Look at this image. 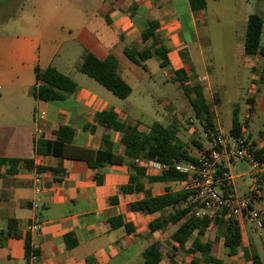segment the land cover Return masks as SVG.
Returning a JSON list of instances; mask_svg holds the SVG:
<instances>
[{
  "label": "crops",
  "instance_id": "0c3cea01",
  "mask_svg": "<svg viewBox=\"0 0 264 264\" xmlns=\"http://www.w3.org/2000/svg\"><path fill=\"white\" fill-rule=\"evenodd\" d=\"M14 1L0 0V13L10 9ZM91 4L96 19L85 20L74 33L68 29L69 35L59 41V45H66L60 54L53 50L48 27L42 28L36 21L27 20L21 32L0 33V157L21 159L15 173H5L4 167L0 176V232L8 229L10 220L16 221L14 230H9L12 235L0 244V264H30L31 254L36 256L37 264H147L142 253L155 243L159 256L153 264H170L171 258L176 264H212L204 260L200 250H192L196 231L182 245L171 238L183 221L169 220L176 208L168 206L147 213L130 206L166 191L186 189L185 182L149 181L148 177L158 176L162 171L152 168L154 160L138 157L132 161L125 153L122 133L95 121L96 113L113 109L120 120L136 124L139 131L148 133L153 122L164 126L175 124L172 120L163 122L168 119L166 114H174L176 109L162 100L163 120L140 124L118 107L130 94L119 98L78 70L82 53L87 49L100 59L114 55L117 73L122 78V71L132 67L126 61L120 65L121 61L108 45L118 39L122 52L124 47L142 49L146 42L141 33L150 20H156L159 23L156 33L167 49L169 63L161 66L159 56L151 57L157 58L159 67L166 68L164 81L171 76L174 80L175 70L183 68L189 83L188 70L179 57L185 49L188 57L187 43H196L205 71L198 35V23L203 20L205 9L192 12L188 0H91ZM63 25L57 23L60 28ZM187 59L192 63L190 70L197 73L195 83L201 84L205 92L206 75ZM49 66L75 83L74 90L65 93L60 101H43L33 94L39 85L35 67ZM258 101L255 98L251 103L248 101L250 113L245 116L252 123L261 117L256 109ZM206 102L215 121V111L207 99ZM235 105L238 107V102ZM61 126L74 131L64 155L39 153L38 141L53 140L54 132ZM246 130L247 126H242L243 133ZM252 142L264 156V140L251 139ZM75 147L88 151L81 152ZM98 150L118 155L121 161L90 166L88 160L93 161ZM132 162L143 170L139 176L142 189L123 192L121 187L135 175ZM229 164L223 162L220 170L228 172ZM36 177L40 179L38 191ZM156 220L160 226L150 230V223ZM247 223V219L238 223L241 241L234 254L227 253L225 225L221 222L210 223L200 241L210 243V254L221 264H254V256L258 264H264V233L259 231L264 226L256 229Z\"/></svg>",
  "mask_w": 264,
  "mask_h": 264
},
{
  "label": "rangeland",
  "instance_id": "374dc122",
  "mask_svg": "<svg viewBox=\"0 0 264 264\" xmlns=\"http://www.w3.org/2000/svg\"><path fill=\"white\" fill-rule=\"evenodd\" d=\"M4 1L7 0H2ZM206 2L203 20L198 23L200 45L205 57V71L202 68L198 45L187 43V47L190 60L206 75L204 93L215 111V129L229 131L235 102L239 105L240 120L250 119L249 116H245L250 113L248 108L251 104L248 99L255 98L259 100L256 109L261 117L253 123L252 119L247 122V130L242 137L250 143L251 139L264 140V136L261 137V133L264 134V80L259 78L261 73L264 75V60L258 55L247 56L243 53L247 16L257 13L264 21V0H206ZM91 7V0H16L10 9L0 13V33H18L26 28L27 20L36 21L40 27L46 29L48 27L53 50L60 54L66 45L64 43L59 45V41L69 35L68 29L74 33L85 20L90 17L92 21L96 19ZM59 22L64 24L61 28L57 26ZM188 40L190 39L187 37ZM261 41L264 43V27ZM43 44L44 42L42 46ZM108 46L110 51L118 56L120 65H124L122 61H126L132 67V70L126 68L121 73L132 92L125 102L119 103L118 107L140 124L147 125L155 120H163L160 113H164L165 108L161 101L167 100L176 112L166 114L168 119L163 123L171 120L175 122L178 137L189 146L191 153L196 151V147L191 144L192 139L199 140L205 145L203 124L194 117L188 98L178 86V82L173 80L172 76L164 81L166 68L159 67L157 58L153 56L148 59L146 61L148 69L145 70L124 55L118 39L112 40ZM188 57L185 49L179 59L188 70L189 84H193L198 81V76L190 70L192 63L188 61ZM249 168L245 161H235L228 166V173L233 176L232 182L237 194L243 192L250 183V176L246 175L242 179L237 175L248 172ZM259 231L264 233V228Z\"/></svg>",
  "mask_w": 264,
  "mask_h": 264
},
{
  "label": "trees",
  "instance_id": "16d2710c",
  "mask_svg": "<svg viewBox=\"0 0 264 264\" xmlns=\"http://www.w3.org/2000/svg\"><path fill=\"white\" fill-rule=\"evenodd\" d=\"M192 12L202 11L206 8V0H188ZM159 23L156 20H150L148 27L145 28L141 37L146 45L140 49L124 47V54L132 62L142 66L146 69L144 61L149 59L153 54L159 56L161 59L160 65L165 66L169 63L166 56L167 49L162 45L161 39L157 36L156 30ZM264 21L257 13H251L247 16L246 28L243 42V53L245 55H258L264 60V43H262ZM78 70L94 79L103 87L111 91L119 98H126L130 92V86L117 73V59L114 55L109 54L105 58L100 59L89 50H84L81 61L78 65ZM35 79L39 85L34 89L33 94L36 98L43 101H60L64 98L65 93L72 92L75 87L74 81L67 75L59 72L54 67H46L45 69H34ZM261 80H264V75H259ZM174 80L178 82V86L183 90L185 96L188 98L192 108L194 117L203 124L204 130L210 129L215 131L214 114L210 110L203 92L201 84H189L187 82V75L183 68H179L174 72ZM251 103L252 98L248 99ZM95 121L112 128L122 133V142L125 148V153L134 161L135 158L142 157L149 160L158 161L168 164V168L161 171L158 176H150L149 181H183L188 179V175L180 173L174 169V164L179 162H196V157L189 150V146L182 141L178 135V128L176 124L162 125L159 122H153L150 125V131L144 133L139 131L137 125H130L118 118L117 113L113 109L102 110L95 115ZM248 119L242 122L239 120L238 107L235 105L231 114V123L229 133L235 136H242V126H247ZM74 131L67 126L59 127L55 132L53 140H40L36 150L39 153L63 156L64 151L72 142ZM191 144L200 148L201 142L196 139L191 140ZM74 147V146H73ZM251 148L258 158H264L263 151L251 143ZM76 150L87 152L88 150L80 147H75ZM21 159L0 157V176L5 167V173L13 174L17 171V166ZM121 161L118 155L105 151H96L94 160H88L90 166L99 165L105 162ZM133 167L135 175L130 177L129 183L121 187L123 192H131L142 189V184L139 182V176L143 170L136 166L133 162L130 164ZM134 184V185H133ZM133 210L141 212L160 211L168 206L176 208L173 213L169 215V220L172 223H177L181 219L183 221L178 225L176 230L172 233L171 238L179 245L184 244L196 231V237L192 242V250L198 249L204 256V260L212 264H221V261L214 258L210 254V243H202L200 236L203 234L206 227L210 223L221 222L225 225L224 245L227 248L228 255L234 254L241 241L240 229L238 222L235 220H224L222 218H200L192 213L194 203L192 202V191L188 189H181L177 191H166L162 194L150 196L131 205ZM15 220L8 222V229L0 232V244L4 239L11 236L9 230H14ZM150 230L160 226L156 220L150 223ZM26 249H29V242L26 239ZM37 254V251H34ZM143 258L147 264H153L154 260L158 258V245L152 244L142 253ZM254 264H258L257 256L253 258ZM170 264H176L171 258Z\"/></svg>",
  "mask_w": 264,
  "mask_h": 264
},
{
  "label": "built area",
  "instance_id": "2783aa9c",
  "mask_svg": "<svg viewBox=\"0 0 264 264\" xmlns=\"http://www.w3.org/2000/svg\"><path fill=\"white\" fill-rule=\"evenodd\" d=\"M205 145L194 153L196 162H179L174 169L188 175L185 188L192 191L194 207L192 213L200 218H222L238 223L247 219L256 229L264 226V159L255 156L251 143L242 136L214 130H204ZM245 161L249 171L237 177L250 176V183L243 192L237 194L232 182L233 176L221 171L223 162ZM152 168L164 170L168 164L153 161ZM39 177L35 178L39 190ZM35 228H39L36 225ZM30 264H37L34 254L29 257Z\"/></svg>",
  "mask_w": 264,
  "mask_h": 264
}]
</instances>
